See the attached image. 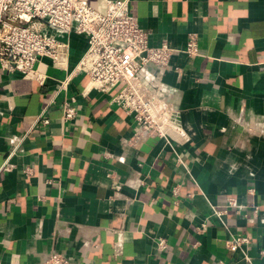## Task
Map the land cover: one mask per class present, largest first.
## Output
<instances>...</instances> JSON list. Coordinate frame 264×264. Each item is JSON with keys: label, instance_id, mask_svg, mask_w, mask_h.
Instances as JSON below:
<instances>
[{"label": "crops", "instance_id": "0c3cea01", "mask_svg": "<svg viewBox=\"0 0 264 264\" xmlns=\"http://www.w3.org/2000/svg\"><path fill=\"white\" fill-rule=\"evenodd\" d=\"M128 2L151 47L180 51L141 74L167 94L180 135L142 151L117 89L85 92L78 75L55 94L66 73L48 58L44 84L0 69V264L55 252L73 264H264V0ZM190 34L194 57L182 53ZM63 101L77 109L66 124ZM238 235L250 245L228 251Z\"/></svg>", "mask_w": 264, "mask_h": 264}, {"label": "built area", "instance_id": "2783aa9c", "mask_svg": "<svg viewBox=\"0 0 264 264\" xmlns=\"http://www.w3.org/2000/svg\"><path fill=\"white\" fill-rule=\"evenodd\" d=\"M74 43L84 48L69 69ZM179 52L166 44L149 45V34L130 15L128 0H103L97 7L88 0H0V69L44 84L46 77L38 64L48 58L55 69L66 73L63 80L57 81L55 94L66 90L78 75L86 78L85 92L109 93L117 89L112 103L133 118L135 145L150 138L167 140L180 135L167 94L161 89L152 91L141 78L149 66L167 69L172 56ZM182 53L198 55L194 34L188 36ZM61 112L65 124L77 117V109L68 101H63ZM39 121L48 125L43 117ZM8 167L5 163L4 169ZM234 207V200L229 199L223 210L214 213L220 216ZM257 212L255 208L253 213ZM250 243L248 237L238 235L226 240L225 247L236 252ZM158 248L165 250L167 242L158 240ZM260 254L263 256L264 250ZM43 264L73 263L55 252Z\"/></svg>", "mask_w": 264, "mask_h": 264}, {"label": "water", "instance_id": "95a60500", "mask_svg": "<svg viewBox=\"0 0 264 264\" xmlns=\"http://www.w3.org/2000/svg\"><path fill=\"white\" fill-rule=\"evenodd\" d=\"M159 138H150L146 140L145 145L141 148L142 151H147L148 147L153 143L157 142Z\"/></svg>", "mask_w": 264, "mask_h": 264}]
</instances>
